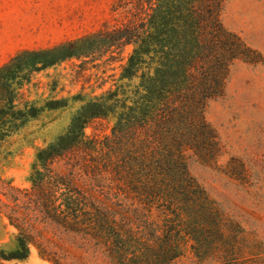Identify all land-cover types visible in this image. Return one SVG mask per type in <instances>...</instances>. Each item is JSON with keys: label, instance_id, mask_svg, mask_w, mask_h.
<instances>
[{"label": "trees", "instance_id": "obj_1", "mask_svg": "<svg viewBox=\"0 0 264 264\" xmlns=\"http://www.w3.org/2000/svg\"><path fill=\"white\" fill-rule=\"evenodd\" d=\"M226 1L129 0L123 25L21 52L0 67V156L6 157L31 123L68 105L26 98L34 74L73 59L114 61L115 52L130 49L116 85L82 101L66 130L36 149L27 187L4 185L0 211L17 235L13 251L0 252L2 262L27 261L42 217L96 242L110 264H264V243L244 234L188 171L192 158L210 163L220 153L205 111L223 97L231 67L258 62L257 52L223 27ZM109 119L110 136L87 135L93 122ZM100 154L110 155V175L126 191L114 195L110 212L71 172L54 168Z\"/></svg>", "mask_w": 264, "mask_h": 264}, {"label": "rangeland", "instance_id": "obj_2", "mask_svg": "<svg viewBox=\"0 0 264 264\" xmlns=\"http://www.w3.org/2000/svg\"><path fill=\"white\" fill-rule=\"evenodd\" d=\"M129 0H0V67L24 51L46 50L125 23ZM221 22L258 56L257 64L235 63L223 97L210 102L206 121L215 130L220 153L210 163L192 158L188 171L222 211L250 239L264 243V0H227ZM130 49L115 52L114 61L70 60L32 76L23 94L40 106L67 100L65 109L45 112L9 145V156H0V198L6 183L26 188L35 151L52 142L67 128L82 101L98 97L116 85ZM112 120L91 124L86 133L98 141L110 136ZM96 161L97 164L92 163ZM71 172L76 184L94 201H103L110 212L115 194H126L110 175V155L88 161L78 155L54 165ZM17 230L0 211V252L13 251ZM37 247L25 262L0 264H110L96 242L44 221H36ZM41 254V256H40ZM179 264H190L182 261Z\"/></svg>", "mask_w": 264, "mask_h": 264}, {"label": "crops", "instance_id": "obj_3", "mask_svg": "<svg viewBox=\"0 0 264 264\" xmlns=\"http://www.w3.org/2000/svg\"><path fill=\"white\" fill-rule=\"evenodd\" d=\"M37 51H39V50H37Z\"/></svg>", "mask_w": 264, "mask_h": 264}]
</instances>
